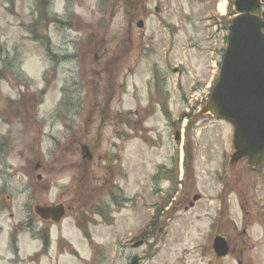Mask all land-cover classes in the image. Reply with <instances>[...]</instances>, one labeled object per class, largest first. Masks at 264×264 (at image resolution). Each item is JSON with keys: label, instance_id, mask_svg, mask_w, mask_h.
Listing matches in <instances>:
<instances>
[{"label": "rangeland", "instance_id": "obj_1", "mask_svg": "<svg viewBox=\"0 0 264 264\" xmlns=\"http://www.w3.org/2000/svg\"><path fill=\"white\" fill-rule=\"evenodd\" d=\"M221 1L0 0V264H205L215 219L254 223L238 195L264 205V170H232L233 127L201 112Z\"/></svg>", "mask_w": 264, "mask_h": 264}, {"label": "water", "instance_id": "obj_2", "mask_svg": "<svg viewBox=\"0 0 264 264\" xmlns=\"http://www.w3.org/2000/svg\"><path fill=\"white\" fill-rule=\"evenodd\" d=\"M264 0H236V15L229 24L228 47L222 61L219 81L203 113L224 121L234 128L233 162L249 160L252 168L264 164ZM140 28L144 23L138 24ZM180 141V133H176ZM41 179V177H39ZM199 196L194 198L198 201ZM194 206V204H191ZM36 214L44 221L59 224L64 207H37ZM215 251L220 256L229 251L225 240L217 239ZM130 264H140L132 258Z\"/></svg>", "mask_w": 264, "mask_h": 264}, {"label": "flooded vegetation", "instance_id": "obj_3", "mask_svg": "<svg viewBox=\"0 0 264 264\" xmlns=\"http://www.w3.org/2000/svg\"><path fill=\"white\" fill-rule=\"evenodd\" d=\"M220 32H222V30H220ZM220 34L221 33H219V35ZM209 40H210L209 43H211V45L214 44L212 39H209ZM225 46H226V38L224 37L223 48H222V50H219L223 57L225 55ZM209 58H211V56ZM212 58H214L213 54H212ZM210 67L212 68L211 72H209ZM213 68H214L213 65L212 66L208 65V72L210 73L211 78L209 81L210 83H209V87H208V92L206 93L207 97L205 98V103H207L209 101V98H210V96H209L210 92L209 91H210L211 85L213 83V80L215 81V79H214L215 77L212 76ZM205 70H206V67L203 70V73L205 74L204 76H206ZM205 81H206V78H204L203 82H205ZM157 85L160 86L159 83ZM195 90H197V89H195ZM191 91H193V89ZM195 94H198V96H200V93H198V92H195L194 95ZM166 98L168 100L170 99L167 95H165V99ZM185 99H188V98H185ZM196 99H199V97H196ZM188 115H190V114H188ZM243 162H245L247 166L242 167L241 171L246 170V171L250 172L249 175H257L258 173H261L264 170V166H262L258 169L250 168L247 159H244L243 161L236 163V164H232V162H231L230 167L233 170L239 164H241ZM171 173H169V174L171 176H174V174H171ZM244 175L245 174L242 172L241 178H240L241 180L243 179ZM240 179L238 178L239 181H241ZM167 180L173 181V179H171L169 176L167 177ZM236 180H237L236 176L232 174L230 178H227L226 180L222 179V182H225L224 184L227 183V187H228L229 185H232ZM250 181L249 180L246 181V184L244 186L245 189L250 187V185H251ZM240 192L241 193H239V195H238L240 200H241L240 209L244 211L247 208H249L248 204H250V199L253 200V203L256 204V206H255L256 220L254 221V223H252V225L249 223L243 222L240 226L232 221L234 223V229H233L230 222L228 225L223 224L224 218L215 219L212 222V225L210 226L209 231H208V234H209L208 239H207L208 240V246H206L207 260H206L205 264H226V261L230 256H232L234 258L235 264H264V205H258L257 201L254 198H252L253 195L250 193V190L245 191L246 192L245 197H243V195H242V192H244V191H242V189L240 190ZM199 196H200V199L198 202H200L202 200V196L201 195H199ZM193 199H194V197H193ZM193 199L190 200L189 198H186V201H184L181 205H179V207H180L179 209H181L182 206H184L185 211H188L189 210L188 207H190ZM188 202H189V205L186 206V203H188ZM196 204L193 207L191 206L190 209H193L196 206ZM59 205L64 206L66 214L68 212V213H70V216H71V214L73 212V208L71 206H69L67 209H66L65 204H57L54 206H59ZM251 208H252V205H251ZM51 218L53 219V216H51ZM49 223H52V222H49ZM240 227H242V228L240 229ZM255 232H258L259 234H262V235L253 236V234ZM146 234H148V233L144 232V237L146 236ZM232 234H234L233 237H232ZM44 239L49 242V237H44ZM217 239L225 240L226 243L228 244L229 251H228L227 255L220 256L215 251L214 246H215V242ZM141 259H142L141 264H143L144 258H141Z\"/></svg>", "mask_w": 264, "mask_h": 264}, {"label": "trees", "instance_id": "obj_4", "mask_svg": "<svg viewBox=\"0 0 264 264\" xmlns=\"http://www.w3.org/2000/svg\"><path fill=\"white\" fill-rule=\"evenodd\" d=\"M235 15V13H234V11H233V9L231 8L230 10H229V18H231L232 16H234ZM229 18L227 19V24H228V22H229ZM162 108H163V111H164V113H166V115H167V117L169 118V119H171V112H170V110H169V106H168V99L166 98L165 99V101L163 102V105H162ZM165 108H167V109H165ZM184 117H186V115H184ZM180 124H181V122H178V123H172V126L173 127H176V128H180L181 126H180ZM176 159L178 160V155H177V157H176ZM189 161V158L187 157V159H186V161H185V165L187 166L188 165V162ZM178 185V184H177Z\"/></svg>", "mask_w": 264, "mask_h": 264}, {"label": "bare ground", "instance_id": "obj_5", "mask_svg": "<svg viewBox=\"0 0 264 264\" xmlns=\"http://www.w3.org/2000/svg\"><path fill=\"white\" fill-rule=\"evenodd\" d=\"M218 10L220 13L225 14L227 11V0H222L218 6Z\"/></svg>", "mask_w": 264, "mask_h": 264}]
</instances>
